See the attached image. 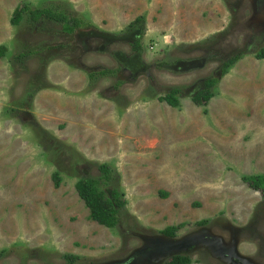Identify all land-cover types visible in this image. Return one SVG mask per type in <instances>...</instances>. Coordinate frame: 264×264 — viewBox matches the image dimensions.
Here are the masks:
<instances>
[{
  "label": "rangeland",
  "instance_id": "1",
  "mask_svg": "<svg viewBox=\"0 0 264 264\" xmlns=\"http://www.w3.org/2000/svg\"><path fill=\"white\" fill-rule=\"evenodd\" d=\"M25 6L87 28L69 36L29 14L13 26ZM131 31L150 77L114 57H132ZM2 46L0 264H264V197L243 182L264 176V0H0ZM187 61L205 65L164 68ZM211 79L216 96L199 107ZM175 89L179 108L161 102ZM101 165L113 170L106 192L128 203L114 229L90 220L76 190Z\"/></svg>",
  "mask_w": 264,
  "mask_h": 264
},
{
  "label": "trees",
  "instance_id": "2",
  "mask_svg": "<svg viewBox=\"0 0 264 264\" xmlns=\"http://www.w3.org/2000/svg\"><path fill=\"white\" fill-rule=\"evenodd\" d=\"M29 14L31 24L55 22L62 26V30L65 34L72 36L77 31H83L82 29L87 28V25L79 19H75L66 11H58L53 8H44L41 10H31L28 6L24 8L19 7L15 10L11 23L13 26H19L25 15ZM144 18L137 19L132 25L133 28L136 24H142ZM138 50H141V45H138ZM7 56V48L0 47V58L3 59ZM26 55H20L17 59L19 62ZM241 55H236L230 57L222 66L221 73L226 76L229 70L232 69L240 60ZM256 59L264 60V49L256 55ZM111 72H102L99 74L100 77H104ZM92 80H97V75H90ZM218 79H211L205 83L206 90L202 91L200 94L193 98L194 103L199 107H207L211 100L216 96L213 90L218 86ZM38 90H42L41 88ZM31 94V97H34ZM182 95V90L175 89L169 92L166 97L161 99V102L167 103L172 108L180 107V97ZM101 173L100 179H82L76 184V190L79 197L84 201L86 207L90 211V220L97 223L100 226L106 227L107 229H114L119 225L121 211L127 206V201L124 199L125 195L119 191V189H114L111 194L106 192V188L110 185L113 179V170L109 165H101L99 167ZM55 186L58 188L60 186L61 180L58 175H55ZM243 182L248 185V187L255 192H261L264 197V176H253L243 178ZM169 194L162 193L161 197L164 199L168 198ZM201 226H205L208 223H200ZM181 227H171L162 231L161 234L167 238H175L177 232ZM1 256V255H0ZM78 257L75 256H65L64 260L69 264H74L78 261ZM166 264H192V260L185 256H175L172 260Z\"/></svg>",
  "mask_w": 264,
  "mask_h": 264
},
{
  "label": "flooded vegetation",
  "instance_id": "3",
  "mask_svg": "<svg viewBox=\"0 0 264 264\" xmlns=\"http://www.w3.org/2000/svg\"><path fill=\"white\" fill-rule=\"evenodd\" d=\"M78 32H82V31H77L76 33H78ZM131 32L132 33L130 35H128V37H131L132 38V42L131 43H128V46L130 48V53L132 54V57L130 59L128 57H122L121 60H120L119 54H115L114 57H115V59H117L118 61H120V63L122 65H124V64L129 65V68L131 69V72L133 74L137 75V74L141 73L142 75H145L147 77H150L149 71L150 70H155V67L156 66L148 67L147 65H145L144 63H142V62L139 61V57L143 53V45H142L141 37H139L138 40H137L135 37L133 38V31H131ZM80 34H81L80 36H82L83 38H85V40H86L84 42V44H85L87 42L86 34H85V32L80 33ZM80 36L78 35V38ZM91 38H92V35H91ZM94 38H96V40L99 39L98 37H95V36H94ZM125 38H127V37H125ZM139 44L141 45V50H138L137 49ZM87 49H91V47H87L86 50ZM86 50L84 52H86ZM200 63H202V64H200ZM204 63H205V61H204ZM131 65H135L134 67H136V69L134 67H132ZM203 65H205V64H203V61L202 62L187 61V62H177V63H175L174 66H168V67H164V68H167L168 69L167 71H173V73H183V72H186L187 73L188 71H190L192 69L202 68ZM207 81H205V83ZM205 83L203 84L204 87H203V90L202 91H205L206 90ZM202 91H200L198 94H200ZM197 95H195V96H197Z\"/></svg>",
  "mask_w": 264,
  "mask_h": 264
},
{
  "label": "crops",
  "instance_id": "4",
  "mask_svg": "<svg viewBox=\"0 0 264 264\" xmlns=\"http://www.w3.org/2000/svg\"><path fill=\"white\" fill-rule=\"evenodd\" d=\"M95 101H96V100H94V102H95ZM132 173H135V172L132 171ZM133 176H134V174H133ZM139 188H142V186H140Z\"/></svg>",
  "mask_w": 264,
  "mask_h": 264
}]
</instances>
